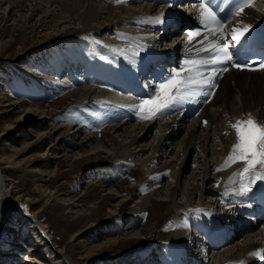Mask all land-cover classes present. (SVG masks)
Instances as JSON below:
<instances>
[{"label": "rangeland", "instance_id": "1", "mask_svg": "<svg viewBox=\"0 0 264 264\" xmlns=\"http://www.w3.org/2000/svg\"><path fill=\"white\" fill-rule=\"evenodd\" d=\"M39 1L42 2L43 8L31 22L28 21L31 17L28 3H25L23 7L19 6L17 17L9 18L8 13L12 7L7 8L5 5L3 8L6 10H0V102L4 104L3 102L9 99H13V102L17 100L22 102L18 113H7L5 117L0 115V135L5 130L7 134L4 138H0V170L2 172L0 175L6 187L5 191L9 190L10 203L13 204L14 201L16 203L21 199L23 203L29 205V213L26 212L24 216L18 212L11 213L5 219L4 224L0 219V255L10 251L19 255V257L10 258L0 256V264H24L23 254H26L28 250L33 252L32 255L39 264H57L58 261H60L58 264H149L150 258H152L151 264H171L177 254L174 253V256L172 254V248H175V244L178 243L174 240L177 238L176 235L181 234V237L186 240L196 237L197 227L192 226L191 233L187 230V224L193 218L203 221L206 218L197 212L189 215L184 214L185 212L180 215L171 213L168 216L172 203L168 201L171 200V196L166 198V195L171 192L166 191L170 188L168 187L171 183L170 172L165 174L166 179L161 181L164 188L163 193L154 195V191L149 190L152 184L159 181H150L144 191L148 196L151 194V200L155 202L154 207L149 206L146 212L139 214L133 210L135 203L145 194L142 192L131 197L129 193L135 192L136 187L142 180H145L143 178H146V167L142 168L141 162L153 156L151 152L153 143L151 142L157 145L155 138L159 137L162 132L159 130V121H156V125L142 146H137L136 149L131 148L134 153L141 154L140 159L133 161V164L131 161L120 175L119 170L115 173L109 171L105 175L109 179V186L113 189L112 195L105 201L103 200L107 191L103 192L99 189L98 182L97 185L89 187L90 182L88 183L87 180L88 178L103 180V174L98 176L95 170L102 171L110 167L114 158L111 152L103 149L98 164L93 163L90 157L80 158L81 160L73 159L71 155L79 149L68 145L55 152L48 150L47 157L46 155L43 157L49 146L55 143V138L67 131L68 133L73 131L71 128L76 123L70 125L71 120L79 118L81 122L83 119L82 107L68 109L70 99L65 98L64 100L62 95L59 96L55 92L58 83H64L65 90L68 91L78 84L73 78H78V81L86 80L85 74L90 64L98 66L100 63L109 64L111 61L106 57L97 60L95 56V60L91 59L90 55L98 54L100 50V45L97 43L99 37L96 35L79 34L70 38L71 33L69 32L74 29L70 23L59 24L60 26L49 31L44 27H39L38 21L46 15V10L49 13L55 10L60 14L55 5L50 8L49 0ZM59 16L64 17L62 14ZM196 38H191L190 41H195ZM170 40V37L164 38L163 45L162 43L160 45L164 48ZM76 59L80 62V70L74 63ZM232 74L231 70L225 86L221 87L222 84H220L221 91L208 109V115L213 112V109H220L223 106L229 109V103L236 93ZM29 106L39 107L40 110L29 113V115L25 114V109ZM2 111L0 108V113ZM43 111L47 112L44 117L41 113ZM89 112L91 113V110ZM102 114H99L98 118H101ZM104 115L107 117L106 113ZM114 115L116 117L117 113ZM164 120L162 119L161 122H165ZM192 122H194L193 119L185 120L184 127L176 135V140L167 146L169 149L167 158L158 160L157 165L154 167L151 165L150 170L151 168L160 170L161 167L167 165H170L168 168H173L178 158L176 156L178 153L174 148L182 141ZM206 122L207 125L208 121ZM126 125L128 129L140 124L133 125L130 122ZM55 127L58 130L50 134V138L40 137L41 133L50 132ZM61 127H67V129H61ZM92 127H95V123H91L89 128ZM84 134L85 129H82V134L76 135L72 140L79 144L85 137ZM65 149H67V154ZM65 154V157L58 158ZM211 157L212 152L207 156L212 162ZM195 158L196 154L188 156L183 170L180 169L181 162L178 161L174 170L182 173L179 180L180 192L176 196V202L181 207L188 203L186 197L196 175V167L193 165ZM43 160L50 161L49 167L42 165ZM55 168L57 174L52 178L41 172V170ZM36 170L39 172H35ZM197 196L192 199L193 206L191 207H200L204 202L211 201L205 196L200 201L199 194ZM69 199H72V203L74 202L79 207L73 210L67 207L63 200ZM125 199L129 200L126 207L122 206L121 202ZM220 203L219 207L216 203L212 210L221 215L223 210L220 209ZM0 206L8 208L7 202L2 198H0ZM32 220L41 224L45 229L44 235V229L37 226L34 228ZM137 232L138 235L135 236L134 233ZM114 238L119 242L112 244ZM187 248H192V253L195 251L198 253L197 248L192 245L191 247L187 245ZM227 248L229 247L218 249V255ZM201 258L199 256L198 259ZM212 262L213 258L210 255L208 259H202L198 264H212Z\"/></svg>", "mask_w": 264, "mask_h": 264}, {"label": "bare ground", "instance_id": "2", "mask_svg": "<svg viewBox=\"0 0 264 264\" xmlns=\"http://www.w3.org/2000/svg\"><path fill=\"white\" fill-rule=\"evenodd\" d=\"M25 3H28L27 6L30 7L31 17L28 18V21L31 22L35 15H38L39 11L43 8V4L39 0H0V10L4 9L3 7L5 5H7V8L12 7L8 13L9 18L12 16L17 17L19 6L23 7ZM48 4H50V8L55 5L60 14L56 13L55 10H52L50 13L46 10V15L38 21L39 27H44L49 31L52 28L55 29L60 26L59 24L70 23L74 28L69 32L71 33L69 35L70 38L79 34L96 35L99 37L97 43L100 45V50L98 54H91V59H94L95 56L97 60L106 57L111 62L109 64L100 63L98 66L90 64L88 66L89 70L85 74L86 80L78 81V78H73L78 84L75 88L72 86L68 91L65 90L64 83H58L55 92L59 96L62 95L64 100L65 98L70 99L71 103L68 109H75L77 106L82 107L83 119L81 122H79V118L71 120L70 125L76 123V125L71 128L73 131L70 133L67 131L55 138V143L51 144L45 153L43 152V157H45V155L47 157L48 150L55 152V150L68 145L79 149V151H75L74 154L71 155L73 159L76 158L75 160H81L80 158L90 157L93 163L98 164L103 149L111 152L114 158L112 159L110 167L102 171L99 169L95 170V172H98V176H100L101 173L103 174V180H91L90 178L87 180L88 183L90 182L89 187L97 185L96 183L98 182L99 189L103 190V192L104 190L107 191L103 200L105 201L106 198H110L113 190L112 187L109 186V179L106 178L105 175L108 174L109 171L115 173L116 170H119L120 175V173L122 174L126 167L129 166L131 161L133 164V161L140 159L141 154L137 152L134 153L131 148L136 149L142 146V143L146 141L150 131L156 125V121H159V130H162V132H160L159 137L155 138L158 142L157 145H155L153 141L151 142L153 143L151 145L153 156L151 155V159L141 162L142 168L146 167V178H143L145 180H142L136 187V191L129 193V196L134 197L139 195L138 193H144L150 181H159L152 184L149 190L151 192L154 191V195H160L164 190L161 181L165 180L166 177L164 175L170 172L171 175L169 180H171V183L168 184L170 188L166 189V191L167 193L168 191L171 192L166 195V198L171 196V200L168 201L172 203L170 204L171 207L168 216L171 213L180 215L184 212V214L188 215L196 214L197 212L205 216V221L193 218L191 221L193 223L189 222V224H187V230L191 232L190 228L198 225V231L205 232V237L210 241L209 244L201 242V245H199L200 241L195 237H192L191 240H186L181 237V234L176 235L177 238L174 240L178 243L175 244L176 249L174 247L172 248V254L173 256L174 253L177 254L172 259L171 264H196L197 260L200 262L202 259H208L207 254H210V251L212 252L211 258H213L212 264H241V262H243V264H250L256 257L249 255V253L264 248V228L251 230L245 233V236H242V240H238L237 238L236 241L229 242L227 245L229 248L218 255L216 251L218 249V243L227 239L226 230L234 226V222L229 226H222V223L220 224L218 221L221 220L222 222H226L230 218L234 219L231 213L234 214L236 212L233 211H240L242 205L247 204L252 195L250 192L247 196H236L233 194L232 187L229 186V177L243 165L232 164L231 166L225 167V162L231 151L232 145L235 143V131L231 127V124L235 123L237 119H246L248 114H252L254 119L264 122V69L256 71L237 68L229 69L221 80V87H223L232 70L236 93L230 102L231 106L229 103V109L223 106L220 107V109H213L211 114H207L214 99L221 91L219 86L214 97L209 101L206 107L193 117L194 122L189 125L187 133L182 138V141L174 148L176 153H178V155H176L178 158L176 157L177 161L174 163L173 168H168L170 165H167L166 167H161L160 170L155 168H151L150 170L149 168L151 165L152 167L157 165L156 162H158V160L167 158L166 156L169 150L167 146L170 142L176 140V135L182 130L185 120L189 117V110L182 108L178 109L177 112L174 111V114L168 116L167 119L165 118V122L162 121V123L161 118L168 115L173 107L164 112L163 115H158L155 118H147L148 113L137 111V106L140 105L142 101L147 100L148 97H150L149 95L153 94L149 91L150 85H146L145 83L142 84L141 74L149 68L150 64L155 59L156 55H153L154 53L151 49L152 46H156L154 43H159L161 41L164 43V36H162L160 27L168 19L167 7L157 6L159 0H122L120 4H116L115 0H49ZM4 10H6V8ZM61 14L64 16L63 18L59 16ZM155 17H160L161 21L153 23L152 18ZM5 18L4 16V20ZM245 25H251L252 28L258 25H264V0H255L252 5L245 8L244 13L228 24L230 30L233 27L242 29ZM173 37L174 38L171 37L172 41L170 40L168 45L166 43V50L177 45L175 49L180 55L186 50H191V48L199 45V43H196L199 37H197L195 41H190V36L184 34L179 37L180 40L177 44L174 43L176 37ZM160 59L161 56L159 57V60ZM177 62L179 61L176 56L175 64ZM74 63L76 66L78 65L77 69L81 68L79 60H74ZM151 75L155 76L158 75V73L155 71ZM36 77L43 78L40 76ZM146 78L148 79L145 81L150 84H156L154 81L156 80L155 78H150L145 74L142 80ZM145 92L146 94L143 99L137 97L136 99L140 100H134L131 98L133 93L143 96L142 93ZM12 100L9 99L3 102L4 104L0 102V108L3 110L0 115L5 117L7 113L13 114L19 112V108L22 107V102L18 100L13 102ZM104 108L106 109L104 110ZM25 110V114L29 115V113H34V111L38 112L40 109L39 107L32 108L29 106ZM89 110H91V113ZM41 113L42 117H44L47 112L43 111ZM101 113H103L101 118H98ZM104 113H106L107 117H105ZM116 113L117 116L115 117L114 114ZM138 118L141 119H139V122L133 121ZM205 121H208L207 125ZM130 122L133 125L137 123L140 125L127 129L126 124ZM91 123H95V127L89 128ZM84 124L86 126H84ZM62 128L67 129V127H61V129ZM82 129H85V137L81 139L82 141L79 144H76L72 139H75L76 135L80 136V134H82ZM57 130L58 128L55 127L54 130H50V132L41 133L40 137L43 139L50 138V134L52 135ZM6 135L5 130L4 133L0 135V138H4ZM121 137L123 138L122 140L119 139ZM65 151L67 154V149H65ZM211 152L212 162L207 158ZM66 154L58 158L65 157ZM191 154L194 156L196 154L195 161L194 163L192 162L196 167V175L186 197L188 203L186 206H182V208L176 202V196L180 192L179 180L182 173H177V171L174 170L178 161L181 162L180 169L183 170L184 166H186L184 162L187 161L188 156ZM41 163L43 166L50 165V161L45 162L43 160ZM211 163L213 164L211 165ZM56 170V168L51 170L45 169L41 170V172L52 178L56 176ZM35 172L39 171L36 170ZM195 181H197V184H195ZM4 188L6 187L1 181L0 175V198L4 199L8 205V208L0 206V219H2V224L5 223V219L11 215V213L18 212L20 215L24 216L26 212L29 211V205L23 203L21 199L17 200L16 203L15 201L13 204L10 203L8 198L9 190L5 191ZM197 194L200 196V201H202L204 196L210 198L208 200L211 201L208 203L204 202L200 207H191L192 199L196 197ZM150 196L151 194L149 196L145 194L135 203L133 209L135 213H144L149 206H151V208L154 207L155 202L151 200ZM128 201L127 199L121 201L122 206L126 207L129 204ZM218 201L225 202H222L220 205V209L223 210L221 215L218 213L216 214L212 210L216 203L218 204L217 207H219ZM63 202L67 207L72 208L71 210L79 207L74 202L72 203V199L63 200ZM190 218H192V216H190ZM33 225L34 228L35 226L42 227L41 224L39 225L38 221H33ZM205 225H208V227L204 228ZM239 226L240 222L239 224L237 223L234 229L240 231L241 229L237 228ZM237 230H235L233 237L241 235L238 234ZM44 234L45 229L43 231V235ZM134 235L137 236L138 232L134 233ZM118 242V239H112V244ZM212 243L213 246H210ZM187 245H189V247L192 245L194 248L198 246V253H196L195 250V252L192 253V248H187ZM31 252V250H28L26 254H23L25 257L23 263L39 264L32 255L33 252ZM0 256L1 258L19 257V255L14 254L12 251L4 252ZM199 256L202 258L198 259ZM151 259L152 258L149 259V264H151ZM198 261L197 264L199 263ZM58 263H60V261H58Z\"/></svg>", "mask_w": 264, "mask_h": 264}, {"label": "snow or ice", "instance_id": "3", "mask_svg": "<svg viewBox=\"0 0 264 264\" xmlns=\"http://www.w3.org/2000/svg\"><path fill=\"white\" fill-rule=\"evenodd\" d=\"M121 2L122 0H115L117 4ZM253 2L254 0H240L232 10L231 17L240 16ZM216 3L217 0H195L191 5L198 9V19L203 28L209 32V35L204 36L199 42L203 47H198L196 52L207 55L185 59L181 67L172 69L166 77L161 78L155 85L154 93L137 106L138 112L148 113L147 118L163 115L168 109L182 102L186 96L195 95L196 92L211 95V92H203V90L214 88L218 76L208 74L218 69L220 72L227 71L228 68L224 65L234 68L247 67L233 62L234 53L231 48L244 43L252 26L245 25L242 29L233 27L230 31H226L228 21L217 16L213 10V5ZM160 21V17L152 18L153 23ZM188 35L191 37L193 33L189 32ZM205 41L208 43L205 44ZM260 68L264 69V64H261ZM231 127L235 131V143L232 145L225 167L232 164L243 166L229 177V186L232 187L234 195L247 196L257 180H264V122L248 114L246 119H237ZM262 253L264 249L251 252L249 255L264 259Z\"/></svg>", "mask_w": 264, "mask_h": 264}]
</instances>
